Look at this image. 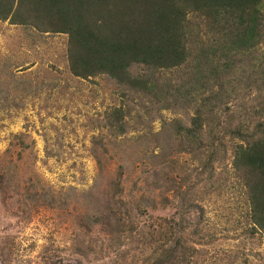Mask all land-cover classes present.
<instances>
[{"label": "rangeland", "instance_id": "rangeland-1", "mask_svg": "<svg viewBox=\"0 0 264 264\" xmlns=\"http://www.w3.org/2000/svg\"><path fill=\"white\" fill-rule=\"evenodd\" d=\"M257 20L253 53L133 64L157 81L139 90L74 74L66 33L0 18V264H264L232 167L264 137V0Z\"/></svg>", "mask_w": 264, "mask_h": 264}, {"label": "trees", "instance_id": "trees-1", "mask_svg": "<svg viewBox=\"0 0 264 264\" xmlns=\"http://www.w3.org/2000/svg\"><path fill=\"white\" fill-rule=\"evenodd\" d=\"M261 3L262 0H0V18L66 33L70 69L76 75L106 73L135 89L153 90L157 81L152 75L139 78L129 74L133 64L170 70L196 57L198 47H208L215 55H230L224 63L229 67L232 56L253 53ZM242 143L235 145L232 167L244 181L253 224L264 229V137Z\"/></svg>", "mask_w": 264, "mask_h": 264}]
</instances>
